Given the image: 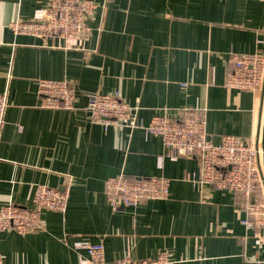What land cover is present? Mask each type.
I'll return each instance as SVG.
<instances>
[{"label": "crops", "instance_id": "1", "mask_svg": "<svg viewBox=\"0 0 264 264\" xmlns=\"http://www.w3.org/2000/svg\"><path fill=\"white\" fill-rule=\"evenodd\" d=\"M91 1L88 30L67 45L10 26L48 0H0V206H32L37 184L63 189L69 178L63 212L42 209L39 230H0L4 264H87L82 243H101L106 261L165 252L171 264H264V226L243 223L245 195L200 183L194 155L171 160L158 136L105 127L86 108L98 92L118 93L144 123L199 111L214 143L251 141L264 176V86L224 85L231 52L264 51V0ZM38 79L72 83L74 107H41ZM120 173L167 177L169 195L113 209L104 183Z\"/></svg>", "mask_w": 264, "mask_h": 264}, {"label": "built area", "instance_id": "2", "mask_svg": "<svg viewBox=\"0 0 264 264\" xmlns=\"http://www.w3.org/2000/svg\"><path fill=\"white\" fill-rule=\"evenodd\" d=\"M91 0H48L38 17L10 24L17 33L39 36H59L65 44H74L85 35L86 17L91 13ZM79 39V40H78ZM232 69L225 76L224 85L242 90H262L264 86V51L231 52ZM41 107L71 109L76 102L75 87L66 80L38 79ZM6 95L0 93V126L4 123ZM86 108L91 120L105 127L141 128L146 134L158 136L166 157L194 155L197 158V176L200 183L218 189L231 190L246 196L244 208L252 221L243 220L249 227L264 226V176L258 167V149L251 141L232 135H223L214 143L206 130L205 117L199 111L183 108L176 116L167 113L154 115L144 123L135 107L128 105L118 93H87ZM162 157L158 164L161 165ZM68 183L63 189L37 184L32 206L8 201L0 206V230L12 229L18 233L39 230L42 227V209L63 212L68 197ZM105 197L113 209L135 207L142 199H164L169 195V179L157 176H130L118 174L107 177ZM256 196H252V195ZM87 264H171L169 254L162 252L155 258L132 259L124 257L106 261L101 243H82ZM0 264H4L0 254Z\"/></svg>", "mask_w": 264, "mask_h": 264}]
</instances>
